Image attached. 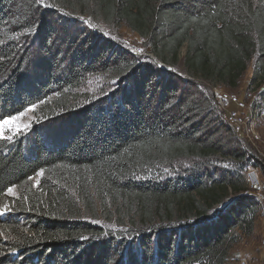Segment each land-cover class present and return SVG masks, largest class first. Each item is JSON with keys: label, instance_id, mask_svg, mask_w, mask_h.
I'll return each instance as SVG.
<instances>
[{"label": "trees", "instance_id": "obj_1", "mask_svg": "<svg viewBox=\"0 0 264 264\" xmlns=\"http://www.w3.org/2000/svg\"><path fill=\"white\" fill-rule=\"evenodd\" d=\"M44 1L61 13L0 0V122L32 107L53 120L72 108L76 98L64 91L86 74L111 75L125 89L53 143L39 134L0 139V206L8 200L13 211L0 217V264H227L238 232L252 234L255 224L257 207L241 196L250 162L184 89L195 81L236 89L253 62L247 90H259L263 104L264 0ZM76 16L124 23L172 69L184 49L191 80L179 86L175 74L159 76L102 38L66 34ZM25 68L31 83L19 79ZM230 160L235 171L216 168ZM100 222L130 231L120 235L122 252Z\"/></svg>", "mask_w": 264, "mask_h": 264}, {"label": "rangeland", "instance_id": "obj_2", "mask_svg": "<svg viewBox=\"0 0 264 264\" xmlns=\"http://www.w3.org/2000/svg\"><path fill=\"white\" fill-rule=\"evenodd\" d=\"M36 1V0H35ZM38 3V2H37ZM41 7L50 9L46 2L42 0L38 3ZM41 9V8H39ZM61 13L60 11H58ZM56 11V13H58ZM59 15V14H58ZM65 17L69 15L64 13ZM60 14L59 16H64ZM76 26H68L66 34L75 32L74 36L87 37L88 41H95L102 38L104 41L110 43L115 51L122 53H128L135 58L139 65L147 66L153 72L175 74V80L179 82V86L184 82H189L191 79L185 74L183 67V57L185 50L181 51L180 62L177 69L165 66L167 68H159L158 61L150 54L149 48L145 45V42L140 39L135 33H133L124 23H115L113 25H102L101 21L94 23L88 16H76ZM56 25L52 22V27ZM67 26H57L56 31L64 33ZM64 34V35H66ZM26 42H19L21 48L28 46L26 37L23 38ZM94 39V40H93ZM31 58H34L33 52H30ZM162 64V63H160ZM163 65V64H162ZM21 63L17 60L14 62V70L16 67L20 68ZM36 68V64H34ZM69 69V67H68ZM253 69V62L249 63L246 72L240 80L236 89H228L221 86H210L207 83L195 81L193 88L187 87L184 91L193 92L196 94V99L203 103L209 115H213L210 119L211 122L215 121L220 123L229 130V137L231 140L239 144V150L245 151L247 159L250 162L249 166L244 171L246 193H242L241 196H245L249 199V202L257 207L256 219L252 234H242L238 232L239 241L235 244L229 252V259L227 264H241L242 261H246L248 264H264V203L258 204L256 198L264 196V102L258 98L260 92H248V83L251 78ZM71 71V70H70ZM69 72V71H68ZM20 76V80L30 79L29 82L36 77L31 73H27V69L17 71ZM38 75V74H37ZM42 75V73L40 74ZM38 77V76H37ZM120 79H116L111 75H97L86 74L82 77L78 89L68 93L71 97H75L71 104L72 108L58 113L57 116L51 119H42L38 117L35 107L26 109L23 113L6 119L8 125L3 129L4 136L11 135L12 139L0 138L9 142L24 140L28 143L33 140L36 135L45 139L44 144L53 143L54 140L61 139L67 133L66 128L75 123L76 119L86 110L97 109L100 104H111L119 93L125 89V85ZM58 93V92H56ZM55 93V94H56ZM206 115V113H205ZM4 121L0 122V125L4 124ZM27 126V127H25ZM77 124L75 123V127ZM17 127L19 131H17ZM11 129V131H8ZM225 132H227L225 130ZM226 135V134H225ZM216 168L223 171L227 170V167L231 171H235L233 161L223 164L219 162L216 164ZM254 165H257L254 166ZM179 170L187 169V165H181ZM226 167V168H225ZM213 169H209L212 172ZM16 191L11 190L7 194V199L12 200L16 198ZM3 204L0 206V217L12 215V210L9 207L10 201L3 200ZM257 205V206H256ZM103 231L105 236H108L110 242H114L117 251L122 252L125 249L124 241L120 235H126L130 233L128 229H121L115 224H107L100 222L97 224Z\"/></svg>", "mask_w": 264, "mask_h": 264}, {"label": "snow or ice", "instance_id": "obj_3", "mask_svg": "<svg viewBox=\"0 0 264 264\" xmlns=\"http://www.w3.org/2000/svg\"><path fill=\"white\" fill-rule=\"evenodd\" d=\"M36 2L38 3H41L42 0H36ZM8 121H4V124L3 125H0V138H6L8 140H11L12 139V136L11 135H8V136H4V132H3V129L6 128V126L8 125ZM27 127V126H25ZM8 131H11V129H8ZM17 131H19V128L17 127ZM43 173H40V175H42ZM9 191H11V189H9Z\"/></svg>", "mask_w": 264, "mask_h": 264}, {"label": "built area", "instance_id": "obj_4", "mask_svg": "<svg viewBox=\"0 0 264 264\" xmlns=\"http://www.w3.org/2000/svg\"><path fill=\"white\" fill-rule=\"evenodd\" d=\"M258 204L264 203V196H259L256 198ZM241 264H248L246 261H242Z\"/></svg>", "mask_w": 264, "mask_h": 264}, {"label": "water", "instance_id": "obj_5", "mask_svg": "<svg viewBox=\"0 0 264 264\" xmlns=\"http://www.w3.org/2000/svg\"><path fill=\"white\" fill-rule=\"evenodd\" d=\"M158 65H159V68H161V69L167 68V67H165L164 65H162L160 63Z\"/></svg>", "mask_w": 264, "mask_h": 264}]
</instances>
